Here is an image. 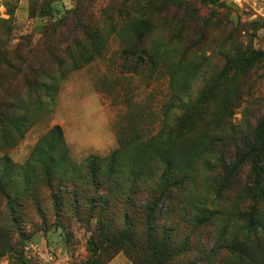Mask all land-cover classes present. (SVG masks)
Masks as SVG:
<instances>
[{
	"label": "rangeland",
	"instance_id": "1",
	"mask_svg": "<svg viewBox=\"0 0 264 264\" xmlns=\"http://www.w3.org/2000/svg\"><path fill=\"white\" fill-rule=\"evenodd\" d=\"M78 1H82V6L77 7ZM89 1L39 0L31 6L28 0H0V96L5 91L4 103L9 105L1 111L26 120L20 135L13 128H6L5 134L0 132V157L5 155L12 163L24 165L41 136L59 125L75 170H81L90 155L103 158L115 150L123 152L126 162L133 159L141 140L170 124L163 110L178 80L171 76L168 56L158 58V65H154L152 58L145 67H140L134 56L127 58L124 53L126 47L139 53L126 22L139 15L129 7L138 0H92L91 5ZM106 8H112L111 16L101 15L100 10ZM189 8L196 11L194 17L190 16ZM83 10L97 19L102 43L101 55L89 63H85L86 55L80 48L66 47L72 41L66 31L72 29L73 23L66 21V26L58 23L66 13ZM120 13L129 16L121 17ZM167 15L170 18L165 20L155 17L152 39L146 48L149 50L156 39L175 41L176 50H183L180 57L184 63L199 67L190 93L209 80L213 83L223 65L221 54L230 51L232 41L240 42L244 48L242 58L248 57L250 50L262 53L257 70L251 72L241 87L243 101L235 108L232 120L234 126L247 133V127H254L264 113V0H188L178 8L170 6ZM65 37L68 38L63 40ZM225 39V45L221 46ZM68 52L73 55L72 62ZM238 67L231 68L220 85L230 87ZM23 74L28 75V83H24ZM212 88L218 97L215 84ZM1 125L5 126V122H0V130ZM201 127L210 130L207 123ZM242 143L239 137L235 146L241 148ZM148 144L151 146L153 142ZM199 147L196 131L177 144L180 156L190 159L195 166V181L185 184L181 200L197 199L195 191L199 189L208 191L209 196L201 198L205 209L202 219L209 218L212 223L196 224L194 230L193 224L179 221L175 212L167 215L166 205L159 204L158 211L164 218L161 221L172 227L173 232L164 253H155L153 249L166 234H153L156 241L152 242V232L139 223L133 224L130 240L120 247L115 240L123 230L120 218L115 231L102 227L96 217L102 213L93 205L85 204L80 215L67 212L68 218L58 219L51 210L48 192L44 191V213H37L31 206L27 208L26 221L11 227L15 241L6 253L0 254V264H236L234 257L218 243L225 231L244 238L245 226L238 213L244 205L248 207L243 213L253 206L239 197L235 184L219 196L212 193V166H206L212 156L203 153L199 158ZM143 165L125 163V174L121 177L128 180L136 177L139 169L147 179L156 174L151 158ZM131 166L134 170L130 173ZM247 169L245 166L240 173L238 187L244 182ZM85 192L101 195L93 188ZM61 193L65 194L63 190ZM148 193L151 194L145 190L135 194L136 203L152 196ZM123 209L115 204L112 212L120 216ZM254 209L264 215V202ZM191 215L194 216L193 211ZM105 234L113 235V245L107 242ZM248 243L252 246L250 256L264 264L263 226Z\"/></svg>",
	"mask_w": 264,
	"mask_h": 264
},
{
	"label": "trees",
	"instance_id": "2",
	"mask_svg": "<svg viewBox=\"0 0 264 264\" xmlns=\"http://www.w3.org/2000/svg\"><path fill=\"white\" fill-rule=\"evenodd\" d=\"M38 1L28 0L31 6L38 4ZM87 1L85 0V3ZM91 2L92 0L89 1V5ZM181 2L188 0H138L129 7L134 8L133 13L139 15L126 21L129 32L139 47L138 54L131 49L127 50V47L124 48L127 58L134 56L138 66L145 67L149 59L153 58L154 65H158L160 62L158 58L163 55L168 56L167 64L170 66L171 76L178 80L163 110L165 120L169 119L170 124L167 126L164 123L167 127L163 126L155 135L141 140L133 159L126 162L123 160L125 158L123 152L115 150L103 158L90 155L85 159V165L80 168L81 170H75L76 168L69 161L59 125L52 126L41 136L28 162L24 165H16L5 155L1 156L0 254L6 253L11 243L15 241L11 227L26 221L24 217L27 216L28 207H33L37 213H44L46 206L44 191L48 192L51 210L58 219L62 216L68 218L70 214L67 212L74 213V216L80 215L85 209V204L93 205L102 213L96 216L98 225L102 227L115 231L118 225L116 221L120 218L123 230L115 239L120 247L130 240L129 231L133 224L139 223L152 232L150 233L152 242L156 241L153 234H166L161 240L162 243L156 244L153 249L155 253H164L165 244L173 238V232L172 227L166 226V222L161 221L164 218L158 211L159 204L166 205L167 215L175 212L179 221L193 224L194 230L196 224L207 225L212 221H209V218L202 219L205 218L203 215L205 209L201 198L209 196L208 191L199 189L195 191L197 199L190 197L186 201L181 200L185 193V184L195 181L193 175L195 166L190 159L180 156L176 147L183 138L196 131L200 140L199 158L203 153L212 156V160H207L208 165H206L212 166V193L219 196L226 188L235 184L239 197H242L244 202H251L253 206L249 208L248 213H243L248 205L240 206L243 211L238 213V219L245 226L244 238L239 239L236 233L225 231L226 235L221 237V243L218 244L225 247L234 257L236 264H244L246 261L252 264L263 263L255 261L250 256L252 246L248 242L251 236L256 235L259 227H264L263 213L254 209L255 205L264 202V113L257 119L254 127H247V133L244 132L245 129L238 128L232 123L235 108L243 101L244 92L241 91V87L245 85V79L250 77L251 72L257 70L262 60V53L250 50L248 57L242 58L244 48L240 42L232 41L229 45L230 51L221 54L223 65L215 74L213 83L209 80L199 90L190 93L191 83L198 75L199 67L184 63L183 58L180 57L183 50L181 48L179 51L176 50L173 46L176 44L175 41L172 38L164 42L163 39H156L149 50L146 48L152 39L155 17L169 19L168 8L172 5L178 8ZM80 6L82 1H78L77 7ZM189 10L190 16L194 17L196 15L194 8ZM100 11L102 16H111L112 8ZM86 12L85 14L84 10L73 11L71 15L66 13L58 19V23L61 26H66V21L73 23L72 29L66 31L72 40L66 47L80 48L81 53L84 52L86 55L85 63H89L101 55L102 43L98 35L97 19L87 10ZM120 16L128 17L129 13H120ZM225 41L226 39L220 45H225ZM3 58L4 56H1V59ZM68 59L69 62L73 61L70 52ZM236 65L239 67L232 85L230 87L220 85L231 68ZM27 77L28 75L23 74L24 83H28ZM212 84H215V89L219 91L218 97L216 93L214 94ZM3 92L0 96V122H5V126L1 125L0 132L5 134L6 128H13L20 135V128L26 120L24 117L2 113V108H9V105L4 103V95L7 93ZM206 123L210 125V130L204 131L201 126ZM239 137L243 141L241 148L235 146ZM148 142H153V145L150 146ZM146 156L155 163L156 174L153 177L147 179L141 169L138 171V176L129 180L121 177L125 174V163L143 165L148 160L142 161ZM183 160L184 165H182ZM212 161L213 163L210 164L209 162ZM245 166L248 167L246 177L238 187L239 175ZM129 169L130 173L134 170L132 166ZM90 188L99 191L101 195L87 194L85 191ZM61 190L65 194L61 193ZM145 190L151 192L147 195L152 196H147L136 203L134 195ZM115 204L124 208L120 216L112 212ZM192 211L194 216H190ZM111 236L105 234V239L113 245ZM218 244L216 242V245Z\"/></svg>",
	"mask_w": 264,
	"mask_h": 264
}]
</instances>
